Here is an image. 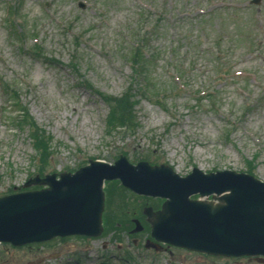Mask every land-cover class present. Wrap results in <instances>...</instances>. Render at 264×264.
<instances>
[{
  "label": "rangeland",
  "instance_id": "rangeland-1",
  "mask_svg": "<svg viewBox=\"0 0 264 264\" xmlns=\"http://www.w3.org/2000/svg\"><path fill=\"white\" fill-rule=\"evenodd\" d=\"M248 1L0 0V195L120 156L264 182V0ZM115 183L101 234L2 243L0 264H264L152 246L130 218L151 226L161 200Z\"/></svg>",
  "mask_w": 264,
  "mask_h": 264
},
{
  "label": "water",
  "instance_id": "water-1",
  "mask_svg": "<svg viewBox=\"0 0 264 264\" xmlns=\"http://www.w3.org/2000/svg\"><path fill=\"white\" fill-rule=\"evenodd\" d=\"M114 178L138 194L168 198L153 223L156 239L208 253L264 256V182L233 172L194 171L178 177L163 166H133L124 157L113 165L91 161L60 180L46 176L42 181L50 189L0 198V241L22 244L54 235H96L101 185ZM197 192L226 193L220 197L223 203L212 206L188 199Z\"/></svg>",
  "mask_w": 264,
  "mask_h": 264
},
{
  "label": "trees",
  "instance_id": "trees-1",
  "mask_svg": "<svg viewBox=\"0 0 264 264\" xmlns=\"http://www.w3.org/2000/svg\"><path fill=\"white\" fill-rule=\"evenodd\" d=\"M108 100H110V99H112L113 98V96L112 97H106ZM126 104V103H125ZM127 105V104H126ZM115 108H117V106L115 105ZM118 109V108H117ZM114 113H116L115 111H114ZM112 121H115L114 119L112 120ZM43 144V140H40L39 142H38V144L36 145V148H38V149H40V147H41V145Z\"/></svg>",
  "mask_w": 264,
  "mask_h": 264
},
{
  "label": "bare ground",
  "instance_id": "bare-ground-1",
  "mask_svg": "<svg viewBox=\"0 0 264 264\" xmlns=\"http://www.w3.org/2000/svg\"><path fill=\"white\" fill-rule=\"evenodd\" d=\"M226 193V192H225ZM218 197V196H217ZM217 202V201H216ZM210 204L212 205V206H214V205H217V204H219V202L218 203H215L214 201L211 203L210 202Z\"/></svg>",
  "mask_w": 264,
  "mask_h": 264
}]
</instances>
